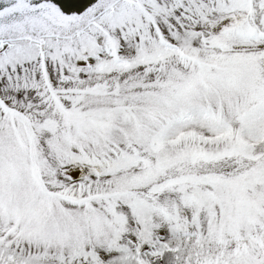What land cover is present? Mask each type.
Here are the masks:
<instances>
[{"label": "snow or ice", "instance_id": "6c2138e0", "mask_svg": "<svg viewBox=\"0 0 264 264\" xmlns=\"http://www.w3.org/2000/svg\"><path fill=\"white\" fill-rule=\"evenodd\" d=\"M0 264H264V0H0Z\"/></svg>", "mask_w": 264, "mask_h": 264}]
</instances>
